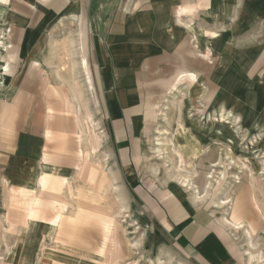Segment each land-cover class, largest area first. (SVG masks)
I'll use <instances>...</instances> for the list:
<instances>
[{"label": "rangeland", "instance_id": "obj_1", "mask_svg": "<svg viewBox=\"0 0 264 264\" xmlns=\"http://www.w3.org/2000/svg\"><path fill=\"white\" fill-rule=\"evenodd\" d=\"M188 2L183 7L189 9H178L175 20L189 29V40L176 59L166 56L152 64L141 83L145 126L125 145L127 165L118 160L115 129L93 97L85 102L76 95L79 85L88 94L94 89L75 63L72 33L60 25L42 33L47 39L42 51L52 72L48 80L43 53L32 54L43 62L41 75L32 71L37 88L32 190L5 193L0 264L11 262L8 250L17 241L12 238H23L25 232H18L30 220L58 233L44 243L32 234V264H188L160 237L150 211L133 197L123 178L128 167L155 185H177L218 218L238 215L245 229H255L254 243L264 235V0ZM7 6L8 0H0V18ZM0 28L1 57L10 32L2 22ZM186 142L197 146L196 155L185 152ZM43 152L47 167L39 162ZM185 178L193 184L191 190L182 184ZM80 190L89 200L78 198ZM92 190L102 199L93 201ZM223 200L230 203L219 209ZM235 237L249 246L244 233ZM52 247L63 252L46 258L45 250ZM254 247L264 249L262 243Z\"/></svg>", "mask_w": 264, "mask_h": 264}, {"label": "crops", "instance_id": "obj_2", "mask_svg": "<svg viewBox=\"0 0 264 264\" xmlns=\"http://www.w3.org/2000/svg\"><path fill=\"white\" fill-rule=\"evenodd\" d=\"M185 4L191 2L8 0L5 16L0 18V24H6L10 32L5 53L0 57L1 223L6 218L5 193L22 188L32 190L37 152L32 140V125L35 123L32 122V112L37 109L32 104L37 93L32 71L41 75L43 67L42 58L33 60L32 54L43 53V69L48 80L52 72L42 51L47 48L44 45L47 39L42 38V33L53 32L58 25L72 33L75 63L82 74L92 79L91 89H94L88 94L86 88L79 85L80 92L76 95L85 102L89 95L93 97L108 126L115 129L118 160L127 165L130 151L125 145L145 126L146 103L139 99L143 89L141 83L151 71L152 64L166 56L176 59L185 40H189V29L175 20L178 9H189L183 7ZM3 31L0 28V32ZM44 153L39 154L41 164L46 163ZM123 178L133 197L150 211L160 237L179 250L182 261L188 264H264V249L254 247L256 243L264 245V235L254 243L251 234L255 233L254 228L247 229L248 235L245 231H235V234L244 233L250 240L248 247L242 246L234 230L225 223L224 219L236 221L234 224L242 223L238 215L235 219L218 218L214 211L197 203L198 197L183 193L177 185L159 186L153 181L142 180L131 167L125 168ZM41 225L30 220L27 229L20 228L18 232H25L23 238L21 234L13 235L12 239L17 241L13 242L12 248L9 247L8 254L12 258L7 264H32L36 248L32 245L33 233H37L38 241L42 243L58 237L52 227L49 230L48 226ZM61 249L45 250L46 258L57 250L63 252ZM0 250V255H4V248L0 247Z\"/></svg>", "mask_w": 264, "mask_h": 264}, {"label": "bare ground", "instance_id": "obj_3", "mask_svg": "<svg viewBox=\"0 0 264 264\" xmlns=\"http://www.w3.org/2000/svg\"><path fill=\"white\" fill-rule=\"evenodd\" d=\"M2 10L4 9L3 7L1 8ZM192 29V28H191ZM194 32V31H193ZM198 35V34H197ZM190 75V74H189ZM194 75V74H193ZM184 126V125H183ZM185 127V126H184ZM182 128V127H181ZM155 130V129H154ZM161 130V129H160ZM159 130V131H160ZM165 131V130H164ZM161 132V131H160ZM163 132V131H162ZM168 132V131H167ZM157 134V133H156ZM165 135V134H164ZM81 138V137H80ZM162 141V140H161ZM168 141V140H167ZM166 141V142H167ZM163 142V141H162ZM161 142V143H162ZM170 142V141H169ZM158 143H160V142H158ZM159 145H161V144H159ZM159 145H157L158 147H159ZM165 145V144H164ZM167 145V144H166ZM162 147V146H161ZM86 149V148H85ZM179 149V148H178ZM184 150H185V152H189V153H191V154H193V155H196L197 154V146L194 144V143H189V142H186L185 143V147L183 148ZM158 151H159V153L161 152V151H163L160 147L158 148ZM181 151V150H180ZM203 152H204V150H202ZM182 156H183V154H182ZM190 158V157H189ZM261 158H263V157H261ZM91 159V158H90ZM195 159V158H194ZM197 159H199V158H197ZM183 161H184V159H183ZM235 161V160H234ZM234 161L233 162H231V164L230 165H233V164H235L234 163ZM43 167H47L48 166V164H46V163H42L41 164ZM194 165V164H193ZM236 166H237V164H236ZM252 169V168H251ZM99 170V169H98ZM44 174H47V173H44ZM261 174H264L263 172L261 173ZM98 176V175H97ZM100 177V176H99ZM234 178L237 180V179H239V178H237L236 176H234ZM40 180V179H39ZM211 180V179H210ZM254 180V179H253ZM37 184H39V183H37ZM182 184L184 185V187H186L188 190H191V188H192V186H193V184H191V182H190V180H188V179H183V181H182ZM69 185V184H68ZM70 189H71V184H70ZM87 190V189H86ZM87 191H89V190H87ZM91 192V191H90ZM196 193V192H195ZM194 193V194H195ZM91 196V195H90ZM210 196V195H209ZM92 197H93V201L94 200H101L102 199V196H100L96 191L94 192L93 190H92ZM78 198L81 200V201H83V202H86L87 200H89V198L84 194V193H82V191L80 190V191H78ZM105 199V198H104ZM79 200V201H80ZM238 202H241V200H237ZM229 203H230V200H223V201H219L218 203H217V206L219 207V209H224L225 207H227L228 205H229ZM98 204V203H97ZM225 220V223H227L229 226H230V228H232L233 230H234V232L235 231H245V233H247V235L249 234V231L247 230V229H245V227L243 226V223H240V224H234L233 222H231V221H229V220H227V219H224ZM60 225V224H59Z\"/></svg>", "mask_w": 264, "mask_h": 264}]
</instances>
